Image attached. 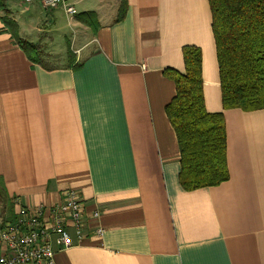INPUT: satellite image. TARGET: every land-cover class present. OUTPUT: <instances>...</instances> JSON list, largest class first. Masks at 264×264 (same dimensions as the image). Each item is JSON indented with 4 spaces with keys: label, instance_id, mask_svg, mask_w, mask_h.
I'll return each instance as SVG.
<instances>
[{
    "label": "crops",
    "instance_id": "obj_1",
    "mask_svg": "<svg viewBox=\"0 0 264 264\" xmlns=\"http://www.w3.org/2000/svg\"><path fill=\"white\" fill-rule=\"evenodd\" d=\"M124 1L122 20L117 0H68L79 8L72 17L37 0H8V16L0 9L8 212L79 192L86 236L69 228L73 245L55 246L56 264H264V110H224L209 0ZM84 14L92 26L79 21ZM61 15L75 25L65 54L64 43L62 53L50 49L40 26ZM6 18L39 47L43 64L30 60ZM33 21L47 40L34 38ZM186 46L202 52L206 110L224 114L227 136L229 179L195 190L180 182V146L166 113L176 85L165 71L186 74Z\"/></svg>",
    "mask_w": 264,
    "mask_h": 264
},
{
    "label": "trees",
    "instance_id": "obj_2",
    "mask_svg": "<svg viewBox=\"0 0 264 264\" xmlns=\"http://www.w3.org/2000/svg\"><path fill=\"white\" fill-rule=\"evenodd\" d=\"M7 1L0 0V9L8 16ZM209 3L224 110H264V0H209ZM125 13L124 1L118 20ZM92 16L84 14L79 21L91 25ZM4 22L30 60L43 64L39 47L18 37L14 21L6 18ZM183 54L186 74L172 69L165 71L176 85V96L167 105L166 113L180 146V182L186 190H195L217 186L229 179L226 122L223 113L206 110L201 50L186 46ZM2 187L0 198L7 205ZM12 216L11 211L4 220Z\"/></svg>",
    "mask_w": 264,
    "mask_h": 264
},
{
    "label": "built area",
    "instance_id": "obj_3",
    "mask_svg": "<svg viewBox=\"0 0 264 264\" xmlns=\"http://www.w3.org/2000/svg\"><path fill=\"white\" fill-rule=\"evenodd\" d=\"M37 1L46 11L62 8L67 17L78 13L68 0ZM17 206L14 216L0 224V264H56L55 246L67 249L73 245L69 228L75 229L79 240L86 236L85 204L78 191L65 192L64 199L50 207ZM93 218L98 219L99 213Z\"/></svg>",
    "mask_w": 264,
    "mask_h": 264
},
{
    "label": "rangeland",
    "instance_id": "obj_4",
    "mask_svg": "<svg viewBox=\"0 0 264 264\" xmlns=\"http://www.w3.org/2000/svg\"><path fill=\"white\" fill-rule=\"evenodd\" d=\"M117 2H118L117 6H120V8L124 4V0H117ZM76 9L78 11L79 8L76 7ZM21 12H22V10H20V13ZM20 15H21V17L28 16V14H20ZM62 17L63 16L61 15L58 22L56 20V23L54 24L56 29L53 28L54 25L52 23H50V25H49L48 21L45 23H40L41 24L40 26L44 30L45 33H43V34H44V36H46L48 38V40H49L48 42L49 43L52 42V47L50 49L52 51H56V49H57V53H62L59 49H60V47L64 46V52L63 53L65 54L66 48L68 49V44L73 42L74 35H75V33H74V30H75L74 26L75 25L73 22L74 20L72 18H71L72 20L69 19V20H71V22H70V21H68L67 17H65V18H62ZM29 19H30L29 16L26 17V20H28V22H30ZM32 24L33 25L31 26V28H34L36 30V27H37L36 21H33ZM34 33H35L34 38H42V40H47L43 35L37 36V34H38L37 30ZM48 42H47V44H49ZM60 42L64 43V45L63 46L60 45ZM43 55L45 56L44 53H43ZM39 57H41V56H39ZM42 58H44V57L42 56ZM0 191L2 192L1 189H0ZM8 208L9 207H6L5 203L3 202V199L0 198V224L6 217H8V214L10 213V212H8L9 211Z\"/></svg>",
    "mask_w": 264,
    "mask_h": 264
}]
</instances>
